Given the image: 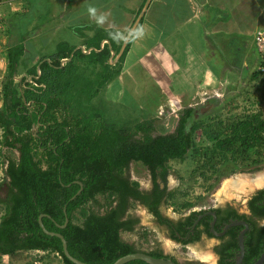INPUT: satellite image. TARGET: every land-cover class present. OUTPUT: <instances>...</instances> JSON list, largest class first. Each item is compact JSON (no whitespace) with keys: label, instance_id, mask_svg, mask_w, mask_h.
I'll list each match as a JSON object with an SVG mask.
<instances>
[{"label":"trees","instance_id":"obj_1","mask_svg":"<svg viewBox=\"0 0 264 264\" xmlns=\"http://www.w3.org/2000/svg\"><path fill=\"white\" fill-rule=\"evenodd\" d=\"M143 21L141 17L119 56L128 31L120 36L118 29L104 28L97 21L76 25L78 43L65 38L58 40L51 52L36 50L34 54L26 52L28 32L27 37L16 35L10 41L14 32L7 21L4 33L9 38L2 46L6 70L0 79V155L4 164L0 257L42 251L58 257L62 264H74L64 255L60 238L42 230L38 218L43 213L44 227L62 234L69 253L88 264H113L138 251L177 262L159 245L145 250L121 237L123 232L146 236L145 227L143 231L135 229L139 218L131 210L137 205L146 208L157 226H165L171 239L184 245L207 232L211 215L202 217L189 231L205 210H193L177 220L163 214L162 209L169 206L182 214L195 205L188 197V187L169 189L170 161L188 160L190 178L195 182L200 179L209 191L219 181L224 165H234L235 171V167L256 166L264 159V107L256 108L250 91L242 98L255 107L253 110L244 106L243 111H230L224 117H203L199 109L218 102L209 99L183 108L172 131L158 127L155 117L135 116L126 122L110 114L108 107L103 111L94 103L124 69ZM35 25L33 29L42 26ZM262 76L264 71L255 70L251 78ZM133 162L148 170V189H140L139 182L131 178ZM249 207L253 215L264 218V188L250 198ZM215 211L225 219L244 217L232 207ZM66 217V226L59 227ZM247 219L255 234L246 236L243 264H252L263 249L264 226L259 228L252 218ZM235 228L230 227L227 233L236 235L231 232ZM187 232L188 238H181ZM237 249L236 239L230 237L217 248L218 264H233L229 260ZM42 259L39 256L26 264L41 263ZM124 264L150 263L135 259Z\"/></svg>","mask_w":264,"mask_h":264},{"label":"crops","instance_id":"obj_2","mask_svg":"<svg viewBox=\"0 0 264 264\" xmlns=\"http://www.w3.org/2000/svg\"><path fill=\"white\" fill-rule=\"evenodd\" d=\"M26 1L13 0L12 4ZM130 1L110 0L93 6L88 18L104 28L118 29L123 36L131 30L134 14L144 0ZM6 7L11 8V16L18 11L17 5ZM115 7L126 10L117 16ZM141 12L144 21L126 58L133 56L125 60L122 72L107 86L113 81L121 86L131 75L134 80L145 76L159 96L154 102L140 95L139 101L148 104L141 110L147 117H155L158 127L174 121L172 131L183 108L213 98L239 99L250 91L264 104V76L251 78L258 61L253 37L257 29L264 27V0H149ZM5 13L1 12L3 16ZM47 30L39 28V38H44ZM41 49L38 51L46 53ZM0 56L4 73L6 57L3 53ZM134 65L138 71H134Z\"/></svg>","mask_w":264,"mask_h":264},{"label":"rangeland","instance_id":"obj_3","mask_svg":"<svg viewBox=\"0 0 264 264\" xmlns=\"http://www.w3.org/2000/svg\"><path fill=\"white\" fill-rule=\"evenodd\" d=\"M107 1L109 2L110 0H27L25 8V2L24 4L21 2L18 4H12L11 7H16V5L18 7L16 8L18 11H15L12 16L9 14V12H11L9 10L10 8H7L6 4L4 3H0V12L6 11L4 16L8 14L6 21L8 20V23L12 27V32H14L9 36L10 41L15 40L16 35L26 36L28 35V32L30 36L26 41V52L34 54L35 51L40 47V49L42 48L41 51L44 50V52L49 53L53 50L58 40L67 38L73 43H78L80 39L74 30L76 25L83 22H85V24H89L91 20L88 18L87 13L91 11L93 6L105 3ZM113 1L115 0H112V2ZM128 2L131 3L130 0H128ZM28 3L30 5H28ZM125 10V7H115L113 11L115 15L121 16L123 13L120 11L124 12ZM21 11L24 12L20 13ZM76 13L79 14L77 15ZM46 14L48 15L46 16ZM74 14L77 16H73ZM69 15L71 18H68ZM62 16L63 18H61ZM59 17L60 19H58ZM35 23L42 24V26L39 28H45V30L48 29L44 38H39V36L42 35L38 33L39 28L33 29V27H37ZM71 24L74 27L70 29L69 25ZM247 26L250 25L248 24ZM249 29H251V27H249ZM9 37L4 38L3 36H0V49L2 48L3 44L7 42ZM132 56L133 54H131L129 58H125V60H129ZM135 67L136 66L134 65V71H138L139 69ZM2 71L3 70L0 68V79L4 74ZM135 79L136 80H134L133 76L131 75V79L123 82L121 86L117 84L116 81H113L110 86L103 88L102 93L98 97L94 98V103L98 105L103 111H105V109L108 107V112L110 114L118 115L119 119L126 120V122L134 119L135 116L144 117L148 115L141 110V108L144 106L146 108L148 104L145 105L139 101L140 95H142L143 99H151L154 100V102L157 101L159 95L156 93V90L150 87L149 83L146 82L147 79L145 76L137 77ZM146 87L148 88L146 89ZM136 99L139 104L137 103ZM233 99H219L217 100L218 102L216 104L212 103L211 105L206 103V105L201 107L199 110L203 114V117L209 116L211 114H218L224 117L228 115L230 111L233 113H238L243 111L244 106L250 107L249 103L244 102L245 100L242 97H239V99ZM253 100L256 101L254 103L256 108L262 106L264 107L263 103L258 102L259 100L256 98V96L251 97L250 101ZM235 103H238L237 107L234 105ZM254 108L250 107L249 110H253ZM162 125V127H164L163 129L169 131L171 128H173L174 121H169L167 126H165L163 123ZM200 134L201 131L198 130L197 135ZM4 152L7 153L6 150ZM2 160L3 158L0 155V182H2L3 178L4 164ZM170 166L171 170L167 178L168 187L169 189L176 187H188V197L195 203V205L190 208L191 210H200L212 205L232 203L233 205L237 206L239 210L243 211L245 201L247 200L248 196L256 189L264 186V184H253V180L255 178H257L260 174H264V159L256 166L235 167V171H232V167L234 165H224L221 168V176L219 181L209 191L204 189L205 185L201 184L200 179H198L199 182H195L190 178L189 173L192 165L188 160L184 162L170 161ZM129 174L132 179H135L139 182L142 188H149L151 186L149 172L142 164L134 162L131 163L129 166ZM240 179L244 180V182L237 181ZM232 181H237L238 183L235 185H230L229 183ZM251 184L258 186L250 187L249 185ZM3 193L4 186L0 189V196H2ZM162 210L163 213L171 219H176L180 215L179 213L175 212L171 206L163 208ZM131 213L139 218V223L135 227L136 231H143V228L145 227L147 234L146 236L141 237L139 233L123 232L121 234L123 239L141 245V249L145 250L151 249L155 245H159L164 253L174 255L180 261H183L185 258H197L198 260H201L202 264H214L213 254L211 253V248L215 243L213 239L202 240L195 245H189L188 247L182 248L167 237L164 227L157 226L156 222L153 220V217L143 206L137 205L131 210ZM39 256H43V259L41 260V263L37 264H62L58 257H55L53 254L47 255L42 251L22 252L20 255L14 258L9 256L0 257V264H26L27 262L36 259Z\"/></svg>","mask_w":264,"mask_h":264},{"label":"flooded vegetation","instance_id":"obj_4","mask_svg":"<svg viewBox=\"0 0 264 264\" xmlns=\"http://www.w3.org/2000/svg\"><path fill=\"white\" fill-rule=\"evenodd\" d=\"M263 188H264V186L260 187L259 189H256L253 193H251V194L248 196L247 200L245 201V206H244V210H243V211L239 210L238 207L235 206V205H233L232 203H225V204L212 205V206H208L207 208L202 209V210H205V211H204L203 213H201V214L198 216L197 219L200 220L202 217H204V219H205V218L207 217V215H211V219L208 221L209 224H208L207 226H205V228L207 229V232H206V231H203V232L201 233L200 239L197 240V241H194V242H188V243H186V244L184 245V244H182V243L179 242V241H176V240L171 239L170 236H169L170 234L168 233V230H167V228H166L165 226H162V225H161L160 227H164V230H165L166 233H167V237L170 238L171 241L175 242L176 244H178V245H179L180 247H182V248H183V247H188L189 245H195L196 243H199V242H201L202 240L213 239V240L215 241V243H214V245H213L212 248H211V253L213 254V260H214L213 263H214V264H218V263H219V260H220L219 254H218V252H217V248H218V247H221L222 245L224 246V244H225L226 242H229L230 237H231V238H235V239H236V242H237V247H238V249H237V251H234V253H233V255L231 256V258H230L229 261H230V262H233V264H236V260H237V258H238V256H239L238 238H239L240 233L244 230L243 244H244V241H245L247 235L251 236V235H254V234H255V233L252 231V227H253V226H250V223H249V221H248L247 218H252V220H254V222H256V223H255L256 226L259 227V228H261V227L264 226V218H262V217H258V216H256V215H253L252 212H251V209H250V207H249V200H250V198H251V197H252V196H253L258 190L263 189ZM140 189H144V190H146V189H148V188H142V187L140 186ZM141 206H142V205H141ZM143 207H144V206H143ZM228 207H232V208L236 211L237 214H239V215H241V216H244V217H243V218H238V219H232V218H230V217H227L228 221H226L227 219H225L224 216H222V214H217V212L215 211L216 208L226 209V208H228ZM144 208H145V207H144ZM145 209H146V208H145ZM200 210H201V209H200ZM191 211H193V210L188 209L186 212L180 214V215L178 216V218L173 219V220H177V219H179V218H181V217H183V216H186V215L189 214ZM162 212H163V210H162ZM207 212H213V213L215 214V219L213 218V215H212L211 213H207ZM163 214H164V213H163ZM164 215H165V214H164ZM221 216H222V217H221ZM197 219H196V220H197ZM206 220H208V218H207ZM213 220H214V223H213V226H212V222H213ZM231 221H245V222L247 223V227L244 226V225H241V224H238V225H232V226H234V228L236 227L233 231H231V232H235V233H236V235H234V236H232L231 234H228V233H227L228 230L230 229V227H232V226L228 227L227 230H226L224 233H222V231H223V229L225 228V226H226L227 224H229ZM194 227H195V226H194ZM194 227L191 226V228H190L189 231H191ZM212 227H213V228H212ZM213 230H214V231H213ZM208 232H210L212 236H210V235L208 234ZM213 232H216V233H222V234H221V235H214ZM188 235H189V233L187 232L186 235H185V236H182L181 238L187 239V238H188ZM263 246H264V244H263ZM244 247H245V244H244ZM243 249H244V248H243ZM244 253H245V252H243V258H242L241 264H243V262H244ZM165 254H166V253H165ZM260 255H261V254H260ZM172 256H174V255H172ZM174 257H175V256H174ZM175 258H176V257H175ZM258 258H259V257H258ZM258 258H257V259H258ZM176 260H177V262H178L179 264H202L201 260H198L197 258H195V259H192V258H185L183 261H180V260H178V259L176 258ZM255 261H256V259H255ZM255 261H254V262H255ZM252 264H253V263H252Z\"/></svg>","mask_w":264,"mask_h":264},{"label":"water","instance_id":"obj_5","mask_svg":"<svg viewBox=\"0 0 264 264\" xmlns=\"http://www.w3.org/2000/svg\"><path fill=\"white\" fill-rule=\"evenodd\" d=\"M149 0H147L146 4H148ZM145 4V5H146ZM142 15V12L139 14V16L137 17V19L135 20L134 24L132 25L131 27V30L128 32L127 36H126V39L121 47V50H120V53L118 54V56L121 54V52L123 51L124 49V46L126 44V41L127 39L129 38L130 36V33L132 32V30L134 29V27L136 26V24L138 23L140 17ZM117 56V57H118ZM38 69V67H37ZM81 190V189H80ZM80 190L77 192L79 193ZM207 213H211L213 215V218L215 219V214L213 212H207ZM46 214H40L39 215V218H38V222H39V225L41 226L42 230L49 234V235H53V236H56L58 238H60L61 242H62V250H63V253L64 255L71 261L73 262L74 264H88L86 262H83L81 260H78L77 258L73 257L69 251H68V248H67V242L65 240V238L63 237L62 234L58 233V232H51L49 230H47L43 223H42V217L45 216ZM198 219L194 222V224L192 225L193 227L195 226V224L197 223ZM68 222V218L66 217L65 218V222L63 225H58L59 227H65L66 224ZM213 223H214V220L212 222V226H213ZM238 224H241V225H244L247 227V223L245 221H231L229 224H227L225 226V228L223 229L222 233H224L228 227L232 226V225H238ZM213 228V227H212ZM214 231V230H213ZM214 235H221L222 233H216V232H213ZM243 235H244V230L240 233L239 235V238H238V246H239V256L236 260V264H241V261H242V258H243V252H244V244H243ZM135 259H140V260H144L150 264H178L177 262L173 261L172 259H169V258H158V257H153L151 255H149L148 253L146 252H141V251H138V252H133V253H129V254H126L122 257H120L119 259H117L113 264H124L128 261H131V260H135ZM264 262V246H263V249H262V252H261V255L259 256L258 259H256V261L253 263V264H262Z\"/></svg>","mask_w":264,"mask_h":264},{"label":"built area","instance_id":"obj_6","mask_svg":"<svg viewBox=\"0 0 264 264\" xmlns=\"http://www.w3.org/2000/svg\"><path fill=\"white\" fill-rule=\"evenodd\" d=\"M3 32H4V23H3V17L0 14V35H2ZM253 40L258 53V61L255 70L263 72L264 71V27L259 28L255 31ZM37 263L39 262H35V264Z\"/></svg>","mask_w":264,"mask_h":264},{"label":"bare ground","instance_id":"obj_7","mask_svg":"<svg viewBox=\"0 0 264 264\" xmlns=\"http://www.w3.org/2000/svg\"><path fill=\"white\" fill-rule=\"evenodd\" d=\"M239 182H244V180L240 179V180H237ZM237 181H232L231 183H229L230 185H235L237 184L238 182ZM253 184H258V185H262L264 184V174H260L257 178H255L253 180ZM258 185H249L250 187H254V186H258Z\"/></svg>","mask_w":264,"mask_h":264},{"label":"clouds","instance_id":"obj_8","mask_svg":"<svg viewBox=\"0 0 264 264\" xmlns=\"http://www.w3.org/2000/svg\"><path fill=\"white\" fill-rule=\"evenodd\" d=\"M9 2H11V3H9ZM12 2H13V0H3V1H0V3H5L6 5H10V6H12ZM11 9V8H10ZM0 14H1V12H0ZM2 15V14H1ZM2 17H3V23H4V31H5V27H6V24H7V21H6V18L2 15ZM255 33V32H254ZM6 33H4L3 32V34L2 35H0V36H3V37H7L6 35H5ZM5 44V43H4ZM3 44V45H4ZM4 51H3V49L1 50L0 49V53H3ZM136 227V226H135ZM160 227V226H159Z\"/></svg>","mask_w":264,"mask_h":264}]
</instances>
